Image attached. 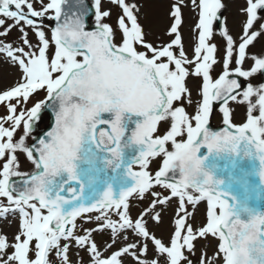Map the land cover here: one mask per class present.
I'll list each match as a JSON object with an SVG mask.
<instances>
[{"label":"snow or ice","instance_id":"6c2138e0","mask_svg":"<svg viewBox=\"0 0 264 264\" xmlns=\"http://www.w3.org/2000/svg\"><path fill=\"white\" fill-rule=\"evenodd\" d=\"M227 7L170 0L154 36L141 0H0V264H264V0Z\"/></svg>","mask_w":264,"mask_h":264},{"label":"rangeland","instance_id":"374dc122","mask_svg":"<svg viewBox=\"0 0 264 264\" xmlns=\"http://www.w3.org/2000/svg\"><path fill=\"white\" fill-rule=\"evenodd\" d=\"M9 76L15 77L16 73L15 72H0V87L4 86L5 84H9L10 83V82H7ZM30 169H31V167L30 168H21V170H25V171H28ZM172 217H173V214L167 213V211H166V213L164 214V217H163V219L165 218L163 224L160 225V226L152 227V230L155 232V234L158 237H162L165 241H167L168 236H169V234L171 232V224H169V221H170V219H172ZM199 219L200 218H199L198 212H195L194 220H191L190 222L193 223L194 227H196L198 225V223H199L198 222ZM165 223H166L167 226L164 228ZM5 231H9V234H11V230L10 229H5ZM202 246H205V245L202 244L201 241L199 240L197 242V248L200 249ZM199 254L200 253L198 251L197 252V256H199ZM208 254L209 255L212 254V250L210 248H208ZM73 259H75V257H73ZM85 261H87V260H85Z\"/></svg>","mask_w":264,"mask_h":264}]
</instances>
